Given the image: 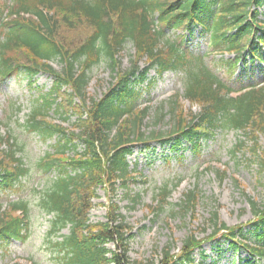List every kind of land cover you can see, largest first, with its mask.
Segmentation results:
<instances>
[{"label":"trees","instance_id":"trees-1","mask_svg":"<svg viewBox=\"0 0 264 264\" xmlns=\"http://www.w3.org/2000/svg\"><path fill=\"white\" fill-rule=\"evenodd\" d=\"M262 6L264 0L0 2V81L40 72L53 78L50 90L36 99L25 126L42 142L54 139L39 166L45 174H56L40 191L38 206L52 215L47 237L58 264H158L154 259L129 262L131 226L114 199L120 186L131 207L140 198L139 194L131 196L128 189L130 179L137 177L132 175L135 168L128 160L137 144L147 148L157 142L173 152L185 148L200 152L213 132L238 131L250 142L253 157L264 171V145L259 141L264 135ZM196 27L207 37L205 54L192 53L186 43V34L192 35ZM167 29L174 31L173 36ZM128 43L135 51L133 65L120 71L118 54ZM225 53L232 57L223 58ZM206 56L212 64L226 66L229 76L239 65L258 59L262 77L238 88L224 75L219 76ZM54 59L62 64L61 70L52 67ZM103 59L115 80L96 99L88 95L87 87L92 67ZM151 69L159 75L166 71L183 75V93L176 92L169 101L172 123L166 131L143 130L149 107L139 106L144 92L140 84L148 79ZM180 98L199 110L184 108ZM51 111L64 121L75 115L74 128L53 122ZM0 144L7 146L0 150V191H18L28 171L21 146L11 133L0 134ZM78 144L81 150H77ZM242 145L240 142L233 153ZM216 173L220 179L226 174L224 169ZM100 188L108 192V213L105 221L93 223L90 210ZM169 190L167 184L161 187L157 211L168 204ZM197 195L196 190H188L179 208L194 210ZM249 203L254 219L247 224L228 226L213 211L211 234L198 238L189 233L179 252L171 253L170 247L163 251L159 264H194L195 250L218 236L231 250L246 252L244 264H264V204L250 198ZM29 225L27 200L9 201L5 210L0 206V246L24 239ZM65 227L69 233L61 234ZM28 262L12 264H37L31 259Z\"/></svg>","mask_w":264,"mask_h":264},{"label":"rangeland","instance_id":"rangeland-1","mask_svg":"<svg viewBox=\"0 0 264 264\" xmlns=\"http://www.w3.org/2000/svg\"><path fill=\"white\" fill-rule=\"evenodd\" d=\"M2 0H0L1 2ZM5 1V0H4ZM10 2L11 0H6ZM259 18L264 20V6L260 8ZM169 36L174 31L166 30ZM177 33L182 31L176 30ZM186 43L192 53H207V37L200 33V27L194 29L192 35L186 34ZM134 47L128 43L118 54L120 66L118 69L128 70L133 65ZM221 58L220 54L215 55ZM232 57L224 54L223 58ZM205 60L215 66L219 76L224 75L236 87H243L261 79L262 70L260 60L241 64L234 75L226 73V66L212 64L210 56ZM55 70H61L59 60L51 61ZM145 66L143 61L139 64ZM91 79L87 93L92 98H100L114 82L115 73L104 59L93 66L90 71ZM183 75L172 71L159 75L154 69L148 73V79L140 84L143 93L139 99V106H148V114L144 120L143 130L166 131L172 119L169 114V101L176 92L183 93ZM53 84L50 74L40 72L33 77L17 74L0 81V134L11 133L21 146L20 154L27 165V175L23 178V185L18 191H0L1 210H5L9 201L27 200L30 210V225L24 239L10 240L0 246V264H12L16 260L28 262L29 259L37 264H58L48 243L51 214H45L38 206L40 191L47 185V180L56 173L45 174L39 166L40 159L45 152L51 150L54 139L42 142L35 132H30L25 126L31 108L36 104L40 94L48 92ZM184 108L198 111L188 100L180 98ZM88 104V103H87ZM50 119L72 129L75 115L64 121L58 114L51 111ZM157 116L161 120L157 122ZM76 130V129H75ZM244 134L238 131L218 130L203 142L200 152L190 148L172 151L168 145L151 142L149 147L137 144L133 153L128 156L131 166L135 168L130 179L128 189L131 196L140 195L138 202L131 207L130 201L125 199V193L120 186L114 196L120 205L125 221L131 226L128 251L129 262L154 259L159 264L163 251L170 247L171 253L179 252L184 238L194 233L198 238L211 234L213 227L209 221L210 214L217 211L219 220L228 226L247 224L254 219L249 198L264 204V171L259 169L257 159L252 154V148L247 143ZM244 141V142H242ZM260 144L264 145V135L260 136ZM237 152L233 153L240 144ZM77 150L82 145L78 144ZM185 145V144H184ZM7 148L0 144V150ZM226 172L220 179L217 171ZM170 188L166 204L162 211L156 206L161 198L159 191L163 185ZM196 190L197 203L194 210L184 211L179 208L188 190ZM98 198H93L90 210V220L93 223L105 221L108 213V192L98 189ZM61 234H68L69 228L61 230ZM60 236V235H55ZM218 236V235H217ZM216 241H204L201 249L194 252V264H244L247 256L244 250H231L224 239L218 236ZM248 240V239H246ZM249 241V240H248ZM252 241V240H251ZM110 248H114L109 243ZM203 256H206L203 259Z\"/></svg>","mask_w":264,"mask_h":264}]
</instances>
